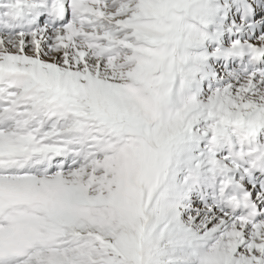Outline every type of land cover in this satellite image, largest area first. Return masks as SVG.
Masks as SVG:
<instances>
[{"label":"snow or ice","instance_id":"6c2138e0","mask_svg":"<svg viewBox=\"0 0 264 264\" xmlns=\"http://www.w3.org/2000/svg\"><path fill=\"white\" fill-rule=\"evenodd\" d=\"M0 264H264V6L0 0Z\"/></svg>","mask_w":264,"mask_h":264},{"label":"rangeland","instance_id":"374dc122","mask_svg":"<svg viewBox=\"0 0 264 264\" xmlns=\"http://www.w3.org/2000/svg\"><path fill=\"white\" fill-rule=\"evenodd\" d=\"M221 2L223 3V0H221ZM229 3H231V0H229ZM253 3L256 6H264V0H253ZM236 10L235 7L232 8V10L229 12V19L233 18V15L235 14ZM245 27L242 30V34L241 33H236V35L241 39V42L243 43V40L246 38H249L251 35V31L248 29L247 25H248V20L245 19V21L243 22ZM234 63H236L237 67L235 69L236 73L239 75H245L246 72L248 70H252L255 66V61L250 60L247 57V54H245V56L243 58L237 57L235 58V61H233Z\"/></svg>","mask_w":264,"mask_h":264}]
</instances>
